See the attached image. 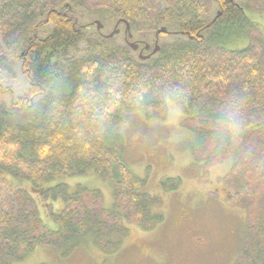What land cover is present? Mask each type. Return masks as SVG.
Masks as SVG:
<instances>
[{
	"label": "trees",
	"instance_id": "1",
	"mask_svg": "<svg viewBox=\"0 0 264 264\" xmlns=\"http://www.w3.org/2000/svg\"><path fill=\"white\" fill-rule=\"evenodd\" d=\"M246 1L0 0L1 43L18 32L5 64L0 58V75L16 59L28 82L27 92L15 96L0 81V92L7 93L0 105V264L22 260L39 246L68 256L89 234L101 249L115 252V232L126 236L131 224L150 230L163 223L161 198L131 170L113 126L119 107L159 117L167 99L185 112L195 161L236 157L233 170L245 179L239 192L259 199L245 205L258 234L239 257L264 261V34L247 15ZM256 1L264 9V0ZM120 19L136 31L164 25L173 41L142 60L94 23L106 28ZM241 35L249 36L246 47L224 46ZM89 172L110 185V208L98 188L50 185ZM17 179L31 191L16 187ZM181 185L180 177H168L161 188ZM32 191L46 205L63 200L60 211H50L55 229L43 222Z\"/></svg>",
	"mask_w": 264,
	"mask_h": 264
},
{
	"label": "rangeland",
	"instance_id": "2",
	"mask_svg": "<svg viewBox=\"0 0 264 264\" xmlns=\"http://www.w3.org/2000/svg\"><path fill=\"white\" fill-rule=\"evenodd\" d=\"M244 6L247 15L258 23L259 31L256 32L264 34V9L256 0H247ZM115 25L103 27V35L114 30ZM117 28L120 31L115 35V41L122 44L126 26L120 24ZM155 30L149 32L143 27L138 31L131 30L132 40L140 44L136 51L138 56L144 43L151 44V52ZM1 39L0 58L5 64L9 51L15 48L18 41V32L13 33L5 44L1 43ZM172 41V36L164 33L159 36L160 46ZM248 44L249 36L241 35L228 39L224 46L240 49ZM84 50L85 43L75 55H81ZM11 62L12 69H6L0 75V81L12 86L15 96H21L27 92L28 82L20 71L19 61L13 59ZM6 94L0 92V105L5 101ZM158 112L159 117H151L143 110L119 107L113 132L123 138L124 156L131 170L146 178V191L161 198L157 211L165 215V221L150 230L131 224L126 236L115 232L113 238L120 242L115 252L101 249L89 234L81 238L68 256H63L54 247L39 246L24 259L12 264H251L239 257L258 234L255 228L250 229L251 215L245 205L259 204V199L244 197L239 192V186L244 184L245 179L233 170L236 157L210 165L195 161L192 147L196 139L187 127L181 105L167 99L165 110ZM168 177H180L181 187L164 192L161 183ZM59 182L70 185L72 189L78 184L98 188L102 191L105 207L110 208L114 203L110 185L93 172L54 181L50 185ZM14 185L30 189L28 182L21 179L14 181ZM31 193L39 203L43 222L55 229L57 225L50 211H60L63 200L46 205L45 200L33 191ZM258 264H264V261Z\"/></svg>",
	"mask_w": 264,
	"mask_h": 264
},
{
	"label": "water",
	"instance_id": "3",
	"mask_svg": "<svg viewBox=\"0 0 264 264\" xmlns=\"http://www.w3.org/2000/svg\"><path fill=\"white\" fill-rule=\"evenodd\" d=\"M218 14H220V12H218ZM216 20V18H213V20L211 22H209L207 24V27H210L213 22ZM120 22H124L125 25H126V30H125V40H126V43L128 44V46L134 50V51H137L140 47V44L139 42L137 41H134V40H130V38L133 37V34L131 32V27H130V24L129 22H127L126 20L124 19H120L116 25H115V29L112 30L109 34L105 35V37L107 38H111V37H114L117 33H119L120 29L117 28L118 27V24ZM94 23L97 25V30L100 31L101 29H103L104 25L102 24V22L100 20H95ZM168 32V29L166 26L164 25H160L156 28L155 30V42H154V47L152 48L151 52L149 54H144V50L146 51H149L151 49V44L149 43H144V46L142 49H140V52H139V57L142 59V60H146V59H149L152 55L156 54L161 46L159 45V36L160 34H163V33H167Z\"/></svg>",
	"mask_w": 264,
	"mask_h": 264
}]
</instances>
